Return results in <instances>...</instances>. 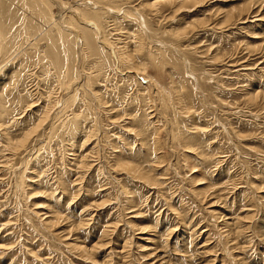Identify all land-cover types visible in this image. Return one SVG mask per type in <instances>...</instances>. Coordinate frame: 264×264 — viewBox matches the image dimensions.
Listing matches in <instances>:
<instances>
[{
	"label": "rangeland",
	"instance_id": "obj_1",
	"mask_svg": "<svg viewBox=\"0 0 264 264\" xmlns=\"http://www.w3.org/2000/svg\"><path fill=\"white\" fill-rule=\"evenodd\" d=\"M263 5L0 0V264H264Z\"/></svg>",
	"mask_w": 264,
	"mask_h": 264
},
{
	"label": "bare ground",
	"instance_id": "obj_2",
	"mask_svg": "<svg viewBox=\"0 0 264 264\" xmlns=\"http://www.w3.org/2000/svg\"><path fill=\"white\" fill-rule=\"evenodd\" d=\"M26 1V0H25ZM55 1V0H54ZM43 3V2H42ZM76 3V2H75ZM44 4V3H43ZM74 4V3H73ZM45 5V4H44ZM43 5V6H44ZM96 6V5H95ZM264 6V5H263ZM47 7V6H46ZM246 8V7H245ZM81 12V11H80ZM244 12V11H243ZM48 16H49V14H48ZM57 19H54L52 22H53V24H55V23H58L59 22V20L60 21H63V20H61V16L58 14L57 15ZM45 19V18H44ZM60 23V22H59ZM72 27V26H71ZM83 28V27H82ZM75 31V30H74ZM78 31V30H77ZM80 31H84V30H81V27H80ZM79 32V31H78ZM81 34V33H80ZM83 35V41H86L87 42V38H88V32L86 33V34H84V32L82 33ZM89 39V38H88ZM62 42V41H61ZM92 48V47H91ZM82 51V50H81ZM85 51V50H84ZM71 52V51H70ZM70 54V53H69ZM184 95V94H183ZM187 99V98H186ZM35 126V125H34ZM156 145V144H155ZM159 164V163H158ZM129 166V165H128ZM138 172V171H137ZM247 222V221H246ZM229 226V225H228Z\"/></svg>",
	"mask_w": 264,
	"mask_h": 264
}]
</instances>
